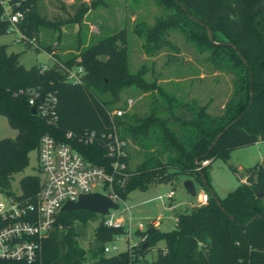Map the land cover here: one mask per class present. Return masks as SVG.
<instances>
[{
    "label": "trees",
    "instance_id": "trees-1",
    "mask_svg": "<svg viewBox=\"0 0 264 264\" xmlns=\"http://www.w3.org/2000/svg\"><path fill=\"white\" fill-rule=\"evenodd\" d=\"M154 2L167 13L154 18L150 25L136 21L131 27L141 38L144 53L151 56L163 48L176 50L169 33H181L199 53H205L204 59L218 72L231 74L232 89L221 111L211 114L207 104L195 99L184 101L164 92L154 80L144 81L143 66L131 73L125 28L99 38L75 55H52V63L45 70L36 64L23 67L20 53L7 52L6 45L0 44V115L16 131L13 139H0V191L10 190L12 176L27 166L28 152L36 148L41 135L64 141L67 130L80 135L114 129L124 139L127 151L123 160L127 176L120 185L113 184L119 198L177 175L191 179L207 196L206 204H195L189 211L175 214L171 230L155 229L146 235L149 248L162 242L151 264H236L249 256L264 264L260 251L264 248V162L247 168L245 181L222 198L216 196L208 176L211 159L227 161L232 150L264 141V0ZM36 3L10 0L11 10L21 12L22 18L15 25L25 40L36 39L40 26H53L36 14ZM8 26L0 16V35L7 34ZM44 50L51 52L48 47ZM65 66L83 68L81 84L64 81ZM134 86L155 91L161 102L153 95L143 114L124 111L109 117L112 110L124 109L125 104L115 107L120 90ZM31 88L55 92V124L30 114L27 96L17 90ZM130 144L142 154L133 167ZM73 146L90 163L108 165L109 159L99 146L79 142ZM205 160L206 165L201 166ZM19 183L22 196L33 200L38 190L37 175L24 176ZM100 219L101 215L90 211H59L52 231L40 239L36 264H126V251L110 256L103 253L104 244L121 229L103 225ZM95 220L91 243L84 248L81 242L86 229Z\"/></svg>",
    "mask_w": 264,
    "mask_h": 264
},
{
    "label": "rangeland",
    "instance_id": "rangeland-1",
    "mask_svg": "<svg viewBox=\"0 0 264 264\" xmlns=\"http://www.w3.org/2000/svg\"><path fill=\"white\" fill-rule=\"evenodd\" d=\"M166 13L154 0H37L36 14L53 26H40L36 39L25 40L19 38L17 33L2 34L0 44L6 45L7 52L20 53L19 63L25 68H30L33 64L48 68L47 66L52 63V55L62 58L75 55L99 38L125 28L127 64L131 73L143 66L144 81L154 80L164 92H171L184 101L195 99L200 104H207L209 113L218 114L232 89L230 73L218 72L204 59L205 53H199L177 31L169 33L176 50L163 48L151 56L144 53L141 38L132 33L131 27L136 21L150 25L154 18L164 16ZM44 47H48L53 53L49 55ZM153 95L161 102L155 91L151 93L135 86L125 87L120 90L115 107L124 106L127 99H132L133 105L130 108L124 106L123 110L132 114H143L152 102ZM15 133L7 120L0 115V139H13ZM137 149V146L130 144L131 167L141 159L142 154ZM259 160L264 162V141L232 150L227 161L211 159L208 176L216 196L224 197L227 192L245 181V170ZM230 167H233L235 172ZM36 172V154L32 150L28 152L27 166L12 176L8 188L10 192L20 195L22 191L20 179ZM183 179L182 175H177L173 180L154 183L144 190L131 191L123 199L130 207L128 214L123 213L124 217L128 215L132 220V226L136 227L138 222L145 224L147 220L159 216L156 229L171 230L174 225L173 216L185 213L191 206L198 204L197 195L203 192L195 183L196 195H188L182 184ZM169 191H173L171 199L165 197L162 200L156 199L157 195L164 196ZM3 199L4 196L0 194V201ZM97 222L95 220L88 224L85 240L81 242L84 248L91 243ZM130 237L132 240L136 239L134 234ZM112 244L117 245L119 249L124 246L122 240H114L109 246ZM161 246L162 242L157 241L153 249Z\"/></svg>",
    "mask_w": 264,
    "mask_h": 264
},
{
    "label": "built area",
    "instance_id": "built-area-1",
    "mask_svg": "<svg viewBox=\"0 0 264 264\" xmlns=\"http://www.w3.org/2000/svg\"><path fill=\"white\" fill-rule=\"evenodd\" d=\"M0 6L1 19L9 24L6 33H17L19 38L24 39L15 25L22 18L21 12L11 10L10 0H0ZM40 67L41 70L46 69L44 66ZM62 73L64 81L79 85L84 71L80 66H65ZM17 93L27 96L28 104L35 107V114L39 118L47 124L56 123L57 101L54 91L41 93L36 88H31L18 89ZM132 105L133 100L127 99L125 107L130 108ZM123 112L121 108L114 109L108 116L118 117ZM63 136L64 141H58L50 134H43L39 138L34 149L38 190L33 200L22 194L14 195L10 190L0 191L4 196L0 201V264H36L40 239L52 231L56 215L63 204L75 201L79 195L94 192L107 196L117 204L116 209H108L101 215L102 224L121 229L120 234L113 235L112 239L104 244L103 253L110 256L126 251L129 256L126 264H151L155 260L156 249L148 247L145 231L148 228L155 230L160 217L155 216L145 224L138 222L136 227H133L130 217L123 215L128 214L130 207L118 197L113 186L114 183L120 185L127 176L123 161L127 156L124 139L120 138L114 129L112 132L100 134L84 131L80 135L67 130ZM74 142L95 144L102 148L105 157L109 159L108 165L90 163L75 149ZM206 163L207 160L200 164L204 166ZM172 195L173 191H169L164 196L157 195L156 199H171ZM206 198L203 192L197 195L198 204H206ZM131 234L135 235V240L131 239ZM114 240H122L124 246L121 249L115 244L109 246ZM143 249L147 251L142 252ZM260 251L264 255V248ZM236 264L259 263L254 256H249L245 260L239 259Z\"/></svg>",
    "mask_w": 264,
    "mask_h": 264
},
{
    "label": "water",
    "instance_id": "water-1",
    "mask_svg": "<svg viewBox=\"0 0 264 264\" xmlns=\"http://www.w3.org/2000/svg\"><path fill=\"white\" fill-rule=\"evenodd\" d=\"M176 2V1H175ZM182 8V7H181ZM207 30V37L209 41H212L211 37V31L209 28H206ZM30 114H35V107L31 105L29 108ZM218 136L215 138L214 141ZM201 177V182L204 184V180ZM184 190L186 193L190 196H195V185L193 184L191 179H186L182 182ZM205 185V184H204ZM211 196L214 197L213 193H211ZM217 204L219 205V202L217 201ZM117 204L113 203L107 196L101 195L99 193H85V195H79L75 201H68L63 204L60 211H66L69 209L73 210H84V211H90L99 215H103L106 213L108 209H116ZM152 232L151 228L146 229L145 234L148 235Z\"/></svg>",
    "mask_w": 264,
    "mask_h": 264
},
{
    "label": "crops",
    "instance_id": "crops-1",
    "mask_svg": "<svg viewBox=\"0 0 264 264\" xmlns=\"http://www.w3.org/2000/svg\"><path fill=\"white\" fill-rule=\"evenodd\" d=\"M50 53H53V52H50ZM48 54H49V53H48ZM49 55H50V54H49ZM259 142H261V141H257V143H259ZM257 143H255V145H257ZM258 162H263V161H260V160H259ZM183 180H186V178H184ZM188 180H189V179H188ZM192 182H193V181H192ZM193 184L195 185V191H196V190H197V189H196L197 186H196V184H195L194 182H193ZM211 186H212V185H211ZM212 189H213V188H212ZM213 191H214V190H213ZM199 192H200V191H199ZM195 195H196V194H195Z\"/></svg>",
    "mask_w": 264,
    "mask_h": 264
}]
</instances>
